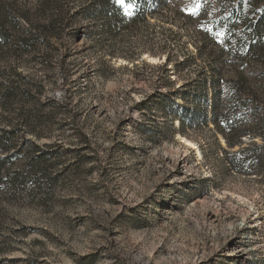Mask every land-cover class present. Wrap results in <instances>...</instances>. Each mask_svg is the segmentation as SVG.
<instances>
[{
  "label": "rangeland",
  "instance_id": "374dc122",
  "mask_svg": "<svg viewBox=\"0 0 264 264\" xmlns=\"http://www.w3.org/2000/svg\"><path fill=\"white\" fill-rule=\"evenodd\" d=\"M0 159V264H264V0H0Z\"/></svg>",
  "mask_w": 264,
  "mask_h": 264
},
{
  "label": "bare ground",
  "instance_id": "6f19581e",
  "mask_svg": "<svg viewBox=\"0 0 264 264\" xmlns=\"http://www.w3.org/2000/svg\"><path fill=\"white\" fill-rule=\"evenodd\" d=\"M151 59L154 61L156 58L155 57H151ZM184 141H186L189 145H194V142L184 139Z\"/></svg>",
  "mask_w": 264,
  "mask_h": 264
},
{
  "label": "trees",
  "instance_id": "16d2710c",
  "mask_svg": "<svg viewBox=\"0 0 264 264\" xmlns=\"http://www.w3.org/2000/svg\"><path fill=\"white\" fill-rule=\"evenodd\" d=\"M1 161H2V160L0 159V166L2 165Z\"/></svg>",
  "mask_w": 264,
  "mask_h": 264
}]
</instances>
